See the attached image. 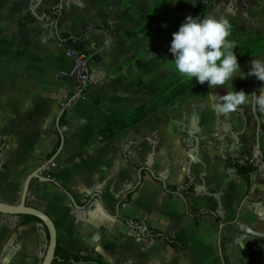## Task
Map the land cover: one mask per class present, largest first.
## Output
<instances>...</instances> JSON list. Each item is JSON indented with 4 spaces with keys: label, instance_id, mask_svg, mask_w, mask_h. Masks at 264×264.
I'll use <instances>...</instances> for the list:
<instances>
[{
    "label": "crops",
    "instance_id": "crops-1",
    "mask_svg": "<svg viewBox=\"0 0 264 264\" xmlns=\"http://www.w3.org/2000/svg\"><path fill=\"white\" fill-rule=\"evenodd\" d=\"M117 2L0 0V200L17 204L27 176L54 157L41 174H51L70 193L33 178L27 200L53 219L69 252L100 264H264V114L257 109L258 150L251 102L242 106L248 117L242 131L240 111L218 115L207 99L228 88L194 81L176 100L101 138L107 124L159 94L171 79L164 72L174 70L163 63L162 2L155 0L154 13L148 0ZM61 3L67 19L59 29L46 10H61ZM203 5L198 19L227 18L236 43L264 37V0ZM190 16L197 18L196 10ZM104 22L111 33L87 36L86 51L101 60L88 63L90 85L79 94L62 75L73 61L56 30L81 37ZM140 28L145 31L126 35ZM252 59H264V48L239 62L242 78H233V91L251 95ZM227 156L255 162L248 194ZM186 177L191 191H183ZM70 196L87 208L70 203ZM149 228L188 246L173 247ZM48 240L40 220L0 213V264H41Z\"/></svg>",
    "mask_w": 264,
    "mask_h": 264
},
{
    "label": "clouds",
    "instance_id": "clouds-1",
    "mask_svg": "<svg viewBox=\"0 0 264 264\" xmlns=\"http://www.w3.org/2000/svg\"><path fill=\"white\" fill-rule=\"evenodd\" d=\"M232 26L225 17L211 15L203 19L186 17L177 32L173 33L170 53L176 74L184 81L208 84L209 88H228L227 94L209 93L207 99L218 115L228 116L242 110L255 97L259 113L264 114V87L258 94L232 90L231 81L241 76V67L235 54L236 42L231 40ZM151 55L155 56V54ZM244 76V74H243ZM247 76H254L264 83V59H252ZM242 78V76H241Z\"/></svg>",
    "mask_w": 264,
    "mask_h": 264
},
{
    "label": "trees",
    "instance_id": "trees-1",
    "mask_svg": "<svg viewBox=\"0 0 264 264\" xmlns=\"http://www.w3.org/2000/svg\"><path fill=\"white\" fill-rule=\"evenodd\" d=\"M46 13L52 19H54L55 21L58 22L59 29H61L62 24L67 19V9L65 7H63L61 10H59L58 8L49 9V10H46ZM94 30H104V31H107L108 33H111V31H109L108 22H104L102 24H99L97 26L90 28L81 37L74 36L68 31H60V34H59L60 38L59 39H60V42L66 47V49L68 51H77V52L85 51L86 50L87 36L91 31H94ZM143 31H145V28L135 29V30L127 32L126 35L130 36V37H134ZM262 41H264V37H260V38L255 39V40H251L249 42H252V43L256 42L257 44H254V46H257V45H261L259 43L260 42L262 43ZM247 48L248 49L245 52V58L248 57L251 53H253L257 50L263 49L264 45L263 46H257L253 50L250 47H247ZM245 58L243 57L241 60H243ZM91 60H101V55L98 53H89L88 58H87V62L89 63ZM241 60H239L238 62H240ZM194 81L195 80H193L192 82H189L187 84H184L183 89L174 93L173 96L170 97L169 99H167L165 97V94L160 92L152 100L148 101L145 105L139 106L130 116L119 117L115 121L107 124L100 131L101 138L105 139L106 137L112 135L113 133L118 132L119 130L128 127L130 124L138 122L139 120H141L142 118L147 116L150 112L154 111L158 107L176 100L180 95H182L188 89V87L192 83H194ZM64 116H65V112L61 118L62 122L64 121ZM245 150L246 149L242 150V154L247 153V151H245ZM55 152L56 151H54L50 157H52ZM226 160H227L228 166L234 168L236 170L237 175L246 180V182H247L246 194H248L251 190V187H252V174L256 168L255 162L252 161L251 157L244 162H239L237 160H234V158L231 156H227ZM52 181L54 183H56L60 189L70 193L64 186L57 183L53 179H52ZM188 183H189V178L186 177L185 184H184L185 186H184L183 191H191L192 190V187L188 186ZM169 193H170L169 191H165L164 196L168 195ZM27 204H28V200H27ZM23 216L29 220H31V219L32 220H34V219L39 220L37 217L32 216V215H23ZM124 219H127V218H124ZM149 232L152 235H154L155 238L159 239V238L163 237L164 242L170 244L173 247L180 246L182 248H186L188 246L186 242L180 240L176 236L169 237V236H167V234L162 233V232L155 230V229H152V228H149ZM54 262L60 263V264H100L99 262L95 261L94 259H92L88 256L81 255V254H74V253L69 252L68 250H66L65 248H63L61 246L59 241L57 242V246H56Z\"/></svg>",
    "mask_w": 264,
    "mask_h": 264
},
{
    "label": "water",
    "instance_id": "water-1",
    "mask_svg": "<svg viewBox=\"0 0 264 264\" xmlns=\"http://www.w3.org/2000/svg\"><path fill=\"white\" fill-rule=\"evenodd\" d=\"M62 6H63V4L61 3L60 8H62ZM56 28H57V23H56ZM56 35H57V37H59L58 29L56 30ZM259 83H260V81L256 78L255 79V85L252 87V90H251V94H254V93L258 94ZM76 96H74V98ZM66 107H67V104H64L62 110L60 111V114L57 118V124L58 125L60 122V118H61L63 112L65 111ZM251 110H252L253 116L255 117V119L258 123L255 147H256V149L259 150L260 149L261 118H260V115L258 114V111H257V106L255 104V97L252 98V101H251ZM240 112H241V116H242V119L244 122L243 123L244 126L242 128V131H245L246 125L248 123L247 122L248 117L246 115V110L244 108H242V110ZM63 143H64V140L62 139V143H61L60 148H59L60 150L63 146ZM238 144H239V141L237 142V146H238ZM197 145H198V142H197ZM59 152H57V153H59ZM189 156L192 159V155H189ZM53 158L54 157H52L48 162L39 166L36 170H34L32 173H30L27 176V178L23 184L22 191H21L20 201L17 204H11V203L4 202V201L0 200V213L11 214V215H32V216L37 217L46 226L48 233H49V240H48V246H47V249H46V252H45V255H44V258H43L41 264H53V262H54L55 251H56V246H57V242H58L57 229H56V226H55L53 219L45 211L27 204V197H28V192H29V188H30V183H31V180L33 178H39L45 182H51L52 181V179L50 177L44 176L43 174H41V172L43 171V169L48 164H50L53 161ZM91 202H92V200L89 202V204ZM70 203H72L75 206L80 207V208H84V209L87 208V206L86 207L85 206H79L73 196H70ZM260 235L264 236V233L260 234Z\"/></svg>",
    "mask_w": 264,
    "mask_h": 264
},
{
    "label": "rangeland",
    "instance_id": "rangeland-1",
    "mask_svg": "<svg viewBox=\"0 0 264 264\" xmlns=\"http://www.w3.org/2000/svg\"><path fill=\"white\" fill-rule=\"evenodd\" d=\"M118 4L121 6L127 5L128 2L127 0H117ZM157 0V5L158 3L162 2V7L161 9L163 10L162 14V23L164 24V29H163V46H164V51H163V63H164V68L165 67H170L171 63L174 61V57L170 53V33L171 30L172 32H177L180 25L185 21L186 17L190 16L195 13L197 14V18L201 17L204 13L203 9V3L204 0ZM154 6H155V0H148V7L151 8V12L154 13ZM198 8V9H197ZM157 13L159 14V7L157 8ZM169 17H172L173 28H171L170 22L171 20ZM153 23V22H152ZM153 25V24H152ZM167 35V37H166ZM251 41V40H250ZM255 43L243 40V41H238L236 43V49L235 54L237 56L238 61L241 60L243 57L245 58V52L247 51V47L256 48L257 46H263L264 42L259 43L261 45L254 46ZM164 74L167 75L168 78H171L167 83H165V88L161 91V93L165 94V97L169 99L170 97L173 96L174 93L180 91L183 89L184 84H187L192 81H184L181 77H179L176 72L167 70L164 72ZM164 82V81H163Z\"/></svg>",
    "mask_w": 264,
    "mask_h": 264
},
{
    "label": "built area",
    "instance_id": "built-area-1",
    "mask_svg": "<svg viewBox=\"0 0 264 264\" xmlns=\"http://www.w3.org/2000/svg\"><path fill=\"white\" fill-rule=\"evenodd\" d=\"M68 51V50H67ZM68 55L72 58V66L69 70L63 72V76L71 79L76 87L79 94L84 93L88 86L90 85V71L87 62L88 52L81 51H68ZM50 164H48L45 169L49 170ZM47 177L51 178V174H47Z\"/></svg>",
    "mask_w": 264,
    "mask_h": 264
}]
</instances>
